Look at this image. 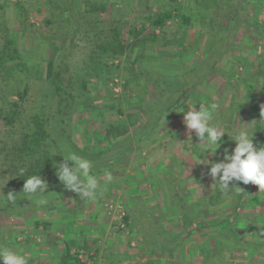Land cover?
I'll list each match as a JSON object with an SVG mask.
<instances>
[{"label": "trees", "instance_id": "obj_1", "mask_svg": "<svg viewBox=\"0 0 264 264\" xmlns=\"http://www.w3.org/2000/svg\"><path fill=\"white\" fill-rule=\"evenodd\" d=\"M8 1H0V32L2 31L0 34V120L5 128H11V132L17 129L22 135L18 137V142L13 146L5 144V147L1 148V152L6 151V155L0 158V197L9 191L17 193L18 196L15 204L0 199V213L12 214L24 207H40L50 212L52 208L64 203L70 196H77L66 190L55 175L54 164L62 162L61 155L72 151L90 159L94 165V172L99 176L105 170L111 172V166L118 163L121 155L131 153L134 146H139L152 132L150 128L159 126L166 111L174 109L187 95L200 97L205 81L214 75L219 74L227 79L231 77L222 70L221 65L224 59L233 51H238L245 57L250 52L241 47L238 30H242L243 35L255 34L252 29L258 30L261 24L260 17L264 14V0H202L197 2L199 14H185L183 7H177L172 11L162 9L153 12L150 10L151 12L139 18L142 28H136V23H134L126 35V24H123L121 18L117 16L114 3H105L103 0H47L45 3L41 0H32V3L29 0H14L21 15L20 26L25 24L28 14H34L38 18L43 13V9L49 8L51 11L58 12L59 16H65L68 27L72 26V32L68 31L71 37L66 40L70 44H63L57 49V58L55 56L50 60V58L39 55L47 65L46 75L53 85L50 110L40 107L29 118H26L24 115L27 114L22 111L26 105L23 106L22 103L29 97L30 82L34 80V77L37 78V75L33 77L31 70L25 64L18 62L10 64L23 57L24 52L9 30L8 20L5 17L6 8L11 5ZM204 3L210 14L201 13L202 8L205 7ZM176 20L178 26L168 25V23L175 24ZM147 24L150 25L149 28ZM198 24L201 25L205 45L202 44L200 48L186 47V33L189 30L196 32ZM157 30H160L159 34H156ZM175 30L182 34L170 37L169 32ZM85 31H91L94 40V46L87 55L90 59L85 66H78L71 70L67 59L76 46V35ZM259 33L260 39H264V36L261 37L264 31ZM127 39L132 41V45ZM149 42L176 47L177 53L181 54L182 58L179 63L171 62L169 65L168 69L173 71L170 75L159 74L153 64H146L144 56H137L132 63H129L131 62L129 58L124 66L120 64V60L127 53L134 54L140 44L143 46ZM33 45V50L35 49L37 54L40 53V49L36 48L35 44ZM258 47L261 48L260 44ZM186 53L195 57L193 64L183 61ZM261 54L264 55V52H260L257 60L263 63L257 64L252 81L254 83L262 81L264 96V56L261 57ZM236 58L242 59L241 57ZM116 61H119L118 64ZM244 61L246 62V59ZM252 65L250 62L239 63V67L247 69L246 71ZM239 69L236 75L244 78ZM83 75L97 78L96 83L92 84L94 88L89 87L91 84L83 79ZM10 76L14 81L11 87L7 85ZM118 78L125 81L123 86L121 85L122 94L120 96H116L114 92V86L118 85L115 81ZM241 84L248 86L246 80L241 78L233 85V89L237 90L236 88ZM145 87L150 88V93L146 92L147 95L143 96ZM101 95L103 103L99 104L96 102V97ZM147 100L150 101L149 109L146 107ZM107 102L109 105L105 104ZM105 111L113 113L112 119L105 121L107 123L105 131L100 137H96L97 146L91 147L88 142L81 146L80 140L89 139L91 134L90 132L85 133V125L104 122L100 119ZM245 116H247L248 124L251 123L252 131L255 132L254 142L257 147L264 145V124L258 121L261 119V110L255 116ZM217 119L231 134L235 121V109L233 107L220 108ZM18 126H22L21 131ZM133 128L136 129L134 133ZM223 139L224 147L235 146L227 133ZM122 142L124 144H121ZM100 144H106V148L101 147ZM8 149L10 151L7 152ZM114 158L116 160L113 161ZM21 169L24 170V176H20ZM31 175H40L48 182V191L43 193V197L47 200L44 205L37 203L39 196L28 200L22 192L25 180ZM238 186L243 189L242 191L258 188L252 184L240 183ZM234 196L237 203L243 197L242 194ZM35 225V233L42 226L45 230L49 227L47 222L38 221ZM17 234L23 235L24 233L21 231ZM5 238L2 237L0 246L13 248L20 254H24V248L31 245L32 241L35 245H40L37 243L38 240L34 239L19 242L15 240L16 238L11 241ZM55 246L53 245L52 249ZM34 260L33 257L28 258V264H35ZM58 264H81V262L76 254H71V246L66 245Z\"/></svg>", "mask_w": 264, "mask_h": 264}, {"label": "crops", "instance_id": "obj_2", "mask_svg": "<svg viewBox=\"0 0 264 264\" xmlns=\"http://www.w3.org/2000/svg\"><path fill=\"white\" fill-rule=\"evenodd\" d=\"M103 1L111 3L112 0ZM184 2L183 7H187L185 14H199L197 7L187 6L189 0ZM204 5L201 13L210 14ZM128 9H135L138 13L133 18L139 19L147 14V11L141 12L142 8L137 9L136 6H128ZM165 9L171 10L168 7ZM150 10L158 11L157 7ZM12 11L9 6L7 13ZM118 11H121L120 7ZM192 31L187 32L185 46H204L202 31ZM159 33L160 30L156 31V34ZM192 34L196 42H193ZM199 35L204 38L201 45L198 43ZM253 47L247 45L244 48L251 51ZM137 56H144L146 64H153L161 75H170L173 72L168 69L171 62L179 63L182 58L176 47L151 42L143 46L140 44L131 60L134 61ZM236 57H239L238 51L232 53L228 60L225 58L221 65L223 72L231 77L227 79L217 74L207 79L200 97L185 96L174 109L164 113L159 126L150 128L152 132L139 146L135 145L131 153L121 155L118 163L110 169L114 180L97 202L82 201L73 195L50 212L37 207L35 211L41 210V216H32V220L35 223L40 220L47 222L49 227L45 230L42 226L37 233L36 226L28 228L33 234H38L37 243L41 249H34L35 243L32 241L26 247L32 252L25 255L33 257L35 264H58L65 246L70 245L72 255L78 249L94 252L99 257V264H264V193H259L258 188L242 191L240 194L243 197L237 203L235 193L229 198L223 196L215 186L211 189L212 181L207 176L210 166L200 164L201 158L222 159L224 145L217 150L219 155L213 157L210 152L201 150L202 145H193L198 143L194 134L193 144L185 142L187 132L183 114L179 113L182 107L187 111L189 106L199 108L201 103L216 102L220 108L235 109L233 128L242 123L248 124L245 115H257L264 103L262 81H252L257 64L263 61L251 57L248 61L246 59V63H254L243 73L248 86L235 90L234 83L241 79L236 72L242 67L228 72L227 64H239ZM193 58L186 53L183 61L193 64L196 60ZM213 79L215 82L212 83ZM214 83H218V87H213ZM211 87L216 91L212 92ZM149 91L150 88L145 87L143 96ZM96 99L101 101L102 97L97 96ZM147 102L149 109L150 101ZM112 114L105 111L100 119L104 122L85 125V133L91 134L89 139L80 140V145L88 142L89 146L96 147V137L105 131L106 122L112 119ZM135 130L133 128V133ZM106 144L100 146L106 148ZM100 176L103 177V174ZM117 196L122 197L132 220L131 236L116 238L111 235V222L105 204ZM16 236L14 238L18 241L20 235ZM53 245H56L54 249Z\"/></svg>", "mask_w": 264, "mask_h": 264}, {"label": "rangeland", "instance_id": "obj_3", "mask_svg": "<svg viewBox=\"0 0 264 264\" xmlns=\"http://www.w3.org/2000/svg\"><path fill=\"white\" fill-rule=\"evenodd\" d=\"M1 1V0H0ZM42 3H45L47 0H41ZM131 1V0H129ZM201 2L202 0H189L190 3H188L187 6L189 7H198V3L197 2ZM11 5L10 7L13 9V11L11 13H7L8 8L6 10V19L8 20V26H9V30L11 33H13V38L15 41L18 42L21 50L24 52L23 57H21L18 61L12 62L10 64H15V63H20V64H25L26 66H28V68L31 70L32 76H36L37 78L34 77V82H30L31 83V91H30V95L28 98H26V103H22L23 106H25L22 111L25 112L27 115H24V117L29 118L30 115H32L34 112H36L40 107H46L45 110H50V104H51V99L53 98L52 93H53V85H52V81L51 79H49L46 75V68L47 65L45 63V61L43 62L41 57H39V55L41 56H45L47 58H50V60H52V57L54 58L56 56V51L57 49L61 48L63 44H70L69 41L66 42V40H68L71 36L68 33V31L72 32V26L68 27L67 24V18H65V16L61 17L59 16L58 12L55 11H51V9H47L44 10L43 9V13L40 14L38 16V18L34 15V14H28L26 22L23 26L19 25V19H20V12L19 9L15 6V1L14 0H9L8 1ZM30 3H32V0H29ZM105 3H109L108 1H103ZM111 3L116 4L115 5V12L116 14H122L121 16L119 15V18H121L120 20L123 22V24L125 23L126 25V30H125V34L127 35L128 33V29L130 27H132V25L134 23H136V28L141 29L142 25L139 21L138 18H133L134 14H136L137 12L135 11V9H128V6H133L138 9V8H142L141 12L147 11V13H149V8H156L157 10L160 8H164L168 7L172 10H175L177 7H183V4L185 3L184 0H180L179 3L177 2H171L168 0H133L132 2H128L126 0H112ZM132 3V4H130ZM130 4V5H129ZM126 5V6H125ZM128 5V6H127ZM140 6V7H139ZM146 6V7H145ZM120 7V12L118 11ZM127 7V8H126ZM185 7V5H184ZM183 7V8H184ZM125 8V10H124ZM185 9H187V7H185ZM152 11V10H151ZM185 12V10H184ZM123 14H131L129 16H124ZM138 14V13H137ZM1 15V14H0ZM246 17V16H245ZM244 17L245 21L246 18ZM261 20V24L257 29H252L255 34L253 35H243V31L242 30H238L239 34H238V38H239V43H241L243 45L242 48H244L245 46H253V49L248 53L247 58L243 55L239 53V57H241L242 59H238L236 58L235 60H237L238 63H246L244 61V59H256L258 58L260 55V52L263 51L264 52V39H260V33L259 32H263L264 31V14L261 15L260 17ZM52 21H56V23H52ZM49 22H51L49 24ZM178 26V21H175V24H172L171 26ZM149 28V27H147ZM198 30H202L201 25L198 24L197 26ZM192 31V30H190ZM2 32V31H1ZM0 32V34H1ZM193 32V31H192ZM173 33V34H172ZM259 33V34H258ZM171 34V35H170ZM182 33L181 32H177L175 31H171L169 32V36L173 37V36H180ZM187 34V33H186ZM261 37L263 38L264 34L261 33ZM147 38H149L147 35H145ZM183 36V35H182ZM193 37V34L191 35V38ZM199 40L198 43L201 45L203 42V37L202 35H199ZM150 40V39H149ZM193 42H196L193 38H192ZM130 42V40L128 41V43ZM152 42V41H151ZM33 44H35V47L40 49V53H36L35 49L33 50ZM66 44V45H67ZM75 44L76 46L74 47L71 56L67 59V64H70L71 66V70L82 66H85V63L89 61L90 56L88 57V53L90 51V49L93 48L94 46V40L92 39V34L91 31L87 32H82V33H78L76 35V39H75ZM258 44H260L261 48L258 47ZM130 45H132V41L130 42ZM129 45V46H130ZM256 46V47H255ZM236 52V51H234ZM231 52L226 59L230 58L231 54L234 53ZM58 56V55H57ZM56 56V58H57ZM133 54L127 53L120 61V64H127L129 58L132 59ZM264 55L261 54V57H263ZM28 59H32V60H28ZM227 59V60H228ZM25 60V61H24ZM132 63V60H129ZM119 62V61H118ZM254 65V63H252ZM236 65V66H235ZM235 65L233 63H228V72L229 70H233L234 68H238L239 64ZM234 69V70H235ZM240 72L244 73L246 70L245 69H239ZM123 72V70H122ZM70 73V72H68ZM4 74H6V72L4 71ZM1 77V75H0ZM240 78H242L241 76H239ZM245 78V77H244ZM242 78V79H244ZM83 79L88 80L89 84H91V86L89 85L90 88H94V86L92 84H95L97 81V78L94 77L92 78L91 75L86 76L83 75ZM119 80L120 83L123 86V84L125 83V81H121L120 78L116 79ZM245 80V79H244ZM260 81V80H259ZM258 81V82H259ZM13 77L10 76L8 77V81H7V85L8 86H12L13 84ZM28 82V81H27ZM215 82V79H213L212 83ZM236 84V83H234ZM6 85V84H5ZM218 83H214L212 84V86L215 88L218 87ZM118 86V85H117ZM114 86V92L116 96H120L122 94V87H117ZM245 86L244 84H241L240 86H238L236 89H240V87ZM213 87H211V91H216L215 89H212ZM96 88V87H95ZM115 88L118 89L120 92L117 93L115 91ZM102 97V95H101ZM13 98V97H12ZM97 98V97H96ZM14 99V98H13ZM16 100H18L17 98H15ZM185 99V98H184ZM97 99V103H103V100ZM106 105H109V103H105ZM1 106V103H0ZM77 118V117H76ZM79 118V116H78ZM179 118V117H178ZM181 119V118H180ZM22 126H18V129L21 131ZM11 128H5L2 121L0 120V158H4V155H6V151L5 153L1 152V148H3V146L5 147V144H8L10 146H13L14 143L18 142V137L22 135L21 132H19L17 129L13 130L14 132L10 131ZM18 131V132H17ZM81 134V133H80ZM196 140V138H195ZM197 141V140H196ZM10 151V149L7 150V152ZM115 199H121V196H117V197H113ZM35 207L32 209H28L26 207L24 208H20L18 212L12 214V213H0V241L3 238H7L10 241L16 236L17 233H20L21 231L23 233H25L26 231H29L28 228L31 227H35V221L32 220V216H41V210H37L35 211ZM35 213V214H33ZM41 222V220H40ZM41 234V233H39ZM20 236H22L21 234H19ZM24 235V234H23ZM38 235V234H35ZM5 238V239H6ZM53 240V239H52ZM23 246V245H22ZM39 247H41L40 245H35L34 249H38ZM41 249V248H40ZM28 252H32L31 249H27L26 247L24 248V254H28ZM229 263V262H228ZM234 264V263H231Z\"/></svg>", "mask_w": 264, "mask_h": 264}, {"label": "clouds", "instance_id": "obj_4", "mask_svg": "<svg viewBox=\"0 0 264 264\" xmlns=\"http://www.w3.org/2000/svg\"><path fill=\"white\" fill-rule=\"evenodd\" d=\"M220 105L216 102L182 107L179 113L183 114V123L187 132V140L193 144V134L198 143L202 145V151L210 152L213 157L219 154L218 149L225 144L224 136L227 133L229 139L234 142V147H224L222 159H203L200 164L209 165L207 176L211 178V189L215 186L220 193L229 197L231 194H240L243 190L240 183L258 186V192L264 193V145L257 147L254 142V134L250 124L242 123L234 127L231 134L224 129L217 119ZM264 124V105H261V119ZM215 149V151H213ZM62 162L55 163V175L64 188L75 193L80 200L95 203L106 191L114 177L110 171L105 170L103 177L94 172V165L75 152L68 151L61 155ZM20 176H24V170H20ZM103 181V182H102ZM48 191V182L40 175L28 176L23 185L22 192L26 199L32 200L39 196L37 203H47L43 193ZM18 194L9 191L0 199L15 204ZM0 262L2 264H28V257L20 254L13 248L0 246Z\"/></svg>", "mask_w": 264, "mask_h": 264}, {"label": "built area", "instance_id": "obj_5", "mask_svg": "<svg viewBox=\"0 0 264 264\" xmlns=\"http://www.w3.org/2000/svg\"><path fill=\"white\" fill-rule=\"evenodd\" d=\"M147 27H150V25L147 24ZM116 64H118V61H116ZM115 82L117 84L120 83L119 80H116ZM117 87H121V84H118ZM115 91L119 93L121 90L119 91L115 88ZM105 210L108 217L110 218L111 235L113 237L119 238L121 236L126 237L132 235V220L129 216L126 204L121 199L112 198L108 200V202L105 204ZM25 239L39 240V236L33 234L31 231H26L24 235L19 236L18 241L20 242ZM75 254L77 255V258L81 264H99V257L90 250L78 249L75 251Z\"/></svg>", "mask_w": 264, "mask_h": 264}]
</instances>
